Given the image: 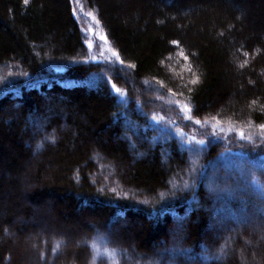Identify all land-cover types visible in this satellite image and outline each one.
Wrapping results in <instances>:
<instances>
[{
	"label": "trees",
	"instance_id": "1",
	"mask_svg": "<svg viewBox=\"0 0 264 264\" xmlns=\"http://www.w3.org/2000/svg\"><path fill=\"white\" fill-rule=\"evenodd\" d=\"M84 3L123 64L88 46L74 0H0V240L48 205L115 264H241L246 240L262 252L264 0ZM30 169L42 184L25 193Z\"/></svg>",
	"mask_w": 264,
	"mask_h": 264
},
{
	"label": "rangeland",
	"instance_id": "2",
	"mask_svg": "<svg viewBox=\"0 0 264 264\" xmlns=\"http://www.w3.org/2000/svg\"><path fill=\"white\" fill-rule=\"evenodd\" d=\"M74 2L76 4L75 15L77 19H79L78 21H80L85 35L88 36L87 38L92 41V44H94L101 53L107 52L113 57L110 50L106 51L108 48L107 43L99 39L105 32H102V30L95 25L94 21H90L87 14L84 12V0H74ZM89 29H94L95 34L89 32ZM170 112L171 113L166 114L167 117H173L174 113L172 111ZM50 169L51 172L44 173L43 180L46 181L53 176V168L50 167ZM30 170H32V173L27 171L21 176V184L25 193H29L32 188L42 184L38 183L35 178V171L33 172V169ZM120 173L121 175L123 173L121 169ZM23 204L27 203L25 202ZM50 209L52 208L48 205L34 206L32 208V217L26 218L25 216L17 215L16 218H14V221L9 224V231H4L3 237L0 240V246H9L8 251L11 252L10 262H4L2 264H115L113 252L108 251V248L109 250L110 248H114L112 245L106 243L105 247L98 236L95 238L96 240L94 239L95 245L89 253H86L85 249H79L77 247L79 243H77V239L82 243L84 241L83 232L85 231L74 229L72 226H69V222L64 225L62 222H58L56 218L54 220V214H56L55 208L51 210V214ZM244 216L245 215H242L241 218L243 219ZM226 218L229 219V216ZM243 223L248 227H256V222L253 218H248L244 220ZM121 225L125 226L126 223L123 222ZM221 227H225V224H222ZM239 227L238 225L231 231L235 233L239 230ZM108 230L116 232L115 225L112 228L108 227ZM103 233V231H100L98 235H102ZM256 235L259 242L264 241V229L259 231ZM176 236L180 238V235L176 234ZM116 238L119 239L118 237ZM130 243L134 246L133 241ZM238 251L241 264H264V250L260 252V246H255V243L246 240L242 249ZM126 262V264H140L138 261H133L131 258H128ZM141 264L152 263L145 261ZM165 264H171V262H166Z\"/></svg>",
	"mask_w": 264,
	"mask_h": 264
},
{
	"label": "snow or ice",
	"instance_id": "3",
	"mask_svg": "<svg viewBox=\"0 0 264 264\" xmlns=\"http://www.w3.org/2000/svg\"><path fill=\"white\" fill-rule=\"evenodd\" d=\"M27 2H28V0H25V3H27ZM74 11H75V10H74ZM88 15H89L93 20H96V17L94 16L93 13H89ZM96 22L99 23L98 20H97ZM88 31L91 32V33H93V34H95V30H94V29H89ZM99 39L102 40V41H104V42H107V41H108V36H107V34L105 33V34L101 35V36L99 37ZM87 43H88V46H89V47L92 46V41H91V40L87 41ZM171 43H172L173 45H179L180 42H179L178 40H173V41H171ZM110 51H111V49H110ZM112 54H113V56H115V57L119 60L120 64H123V63H124V61L120 58V54H119L118 51H113ZM181 56H182L185 60H188V59H189L188 56H186L185 53H183V52H181ZM129 67L135 69L136 65L132 64V65H129ZM241 67H243V65H241ZM188 71L191 73V72H192V69H191V68H188ZM199 79H200L199 76L193 75V79L191 80V83H192L193 85H195V84H197V83L199 82ZM112 90H113L116 94L124 95V93L122 92V90H121L118 86H116L115 84L112 85ZM184 108H185L186 111H191V109L188 107V105H185ZM196 123L199 124L200 121L197 120ZM261 127L264 128V125H261ZM240 135L243 137V133H241ZM48 139H49L52 143H55V137H54V136L49 137ZM200 143L203 144L204 141H200ZM133 146H134V145H133ZM37 147H38V148H39V147H42V144H38ZM186 187H188V186L186 185Z\"/></svg>",
	"mask_w": 264,
	"mask_h": 264
}]
</instances>
